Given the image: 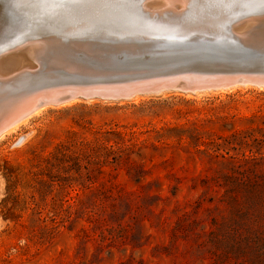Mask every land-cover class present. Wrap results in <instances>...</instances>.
<instances>
[{"label": "rangeland", "instance_id": "rangeland-1", "mask_svg": "<svg viewBox=\"0 0 264 264\" xmlns=\"http://www.w3.org/2000/svg\"><path fill=\"white\" fill-rule=\"evenodd\" d=\"M151 1L0 0V45L9 52L21 37L76 28L156 32L155 16L166 7L149 6L159 0ZM252 7L264 8V0H186L166 10L185 16L178 21L185 23ZM8 77L0 75V105L35 83L29 76ZM236 85L123 99L76 97L43 106L2 131L0 264H264V225L256 222L264 201L248 211L243 194L236 193L235 211L222 198V175L231 169L220 154L249 158V177L264 174V86ZM61 145L77 156L72 167L78 172L70 174L78 177L73 186L80 194L63 224L55 215L58 201L53 203L60 189L33 180L42 168L47 178L43 159ZM4 172L15 180L16 202L7 201L14 219L3 217ZM51 172L64 174L59 166ZM53 224L51 233L44 229Z\"/></svg>", "mask_w": 264, "mask_h": 264}, {"label": "water", "instance_id": "water-1", "mask_svg": "<svg viewBox=\"0 0 264 264\" xmlns=\"http://www.w3.org/2000/svg\"><path fill=\"white\" fill-rule=\"evenodd\" d=\"M168 15L184 23L178 21L185 16ZM180 25L168 27L169 35L141 27L54 31L26 37L8 53L24 52L33 82L59 89L60 99L264 85V8L230 18L218 30Z\"/></svg>", "mask_w": 264, "mask_h": 264}, {"label": "trees", "instance_id": "trees-1", "mask_svg": "<svg viewBox=\"0 0 264 264\" xmlns=\"http://www.w3.org/2000/svg\"><path fill=\"white\" fill-rule=\"evenodd\" d=\"M118 134V133H117ZM226 140V138H224ZM264 141V139H261ZM227 143H229V140H226ZM218 148V147H217ZM231 148H235L232 146ZM66 146L61 145V148L53 154H50L46 156L43 161L45 163L44 167L47 169V172L45 174L47 175V178L41 177V174L43 172V168L34 171L33 172V180L36 181L38 184L45 185V187L50 190L54 185L60 189L61 194L60 198L53 199V203L55 204L56 201H58V208H57V214L60 218L59 222L63 224L64 221H69L75 210V202L79 199V191L77 188L75 189L73 184L78 179L75 174H70V170L73 169L75 173H77L78 169L76 167H72V164L75 163V159H77V156H72L66 153ZM110 150L115 153V150ZM225 154H228V151H225ZM119 155H113L114 160L116 161L117 157ZM221 158L227 159V162H229L231 172L230 173H224L222 175L223 182L221 184L225 187L224 194H223V200H225V203L227 205H231L235 211H239L238 204L236 202V193L243 194L244 198L246 199V202L248 204V208L246 210H256L258 207L262 205V202L264 201V174H253L252 177H249L245 174L246 171H248V167L245 164V161L249 158L244 159H234L235 156L232 155H224L220 154ZM264 158L263 156L259 159ZM250 159L255 161V164L260 163V160H255L256 158L254 155H250ZM73 163H69V162ZM117 162V161H116ZM59 166L64 174H58V173H52L51 169L53 167ZM264 173V172H263ZM3 176L6 180V192H8L7 196H5L2 199L3 206H5L6 212L3 214L4 218H10L14 219L15 217L11 214L8 215L7 212H11V207L7 206V201L16 202L17 194H15V180L11 177V173L4 172ZM257 177H260V179H257ZM33 196V195H32ZM232 212H234V210ZM247 212V211H246ZM244 212V214L246 213ZM9 213V212H8ZM240 216V215H239ZM55 217L51 216L50 220H54ZM42 221H44V218H41ZM55 222V221H53ZM258 223V227H263L264 225V209L260 211V218L256 221ZM57 227V224H53L50 227L44 226V229H49L48 231L51 233L55 228ZM101 237H103L101 233Z\"/></svg>", "mask_w": 264, "mask_h": 264}, {"label": "bare ground", "instance_id": "bare-ground-1", "mask_svg": "<svg viewBox=\"0 0 264 264\" xmlns=\"http://www.w3.org/2000/svg\"><path fill=\"white\" fill-rule=\"evenodd\" d=\"M174 2H176L177 4H175ZM185 2H186V0H159V1L153 2V3L149 2V6H164L166 8L167 7L169 8L172 5H175V7L178 6L179 4L183 5ZM146 3H144V5H146ZM142 5L143 4H141V6ZM166 8H165V10H162L160 12V14H156V16H155V17H157L158 22H159V24H155L156 25V29H155L156 32H151L150 30H148V28H145L148 31V32H146L145 29L143 28L142 29L143 33L146 32V33H149L150 35H153V34L165 35L168 33L167 32L165 33L163 31H168V29H167L168 27H171L173 29L174 27L180 25L179 23L176 22L177 20H172V22H168V21L165 22V21L161 20L162 17H160V16L163 14L175 15L173 12L166 10ZM254 9H257V8L256 7L245 8V9L236 8L235 10L232 9V11H230V13L228 12L229 14H224L222 16L223 18L221 17L222 19H219V20H215V19L211 20L210 19V20H203V21H199V22H185V23L181 24L180 27L188 28V27L192 26L194 29L196 27H198V28H201V30H218V26H220L221 23L223 24L224 22H227L230 18L237 17L243 13H246V12L254 10ZM12 13H14V12H12ZM0 15L2 16L3 14H0ZM14 18H17V17H14ZM19 19H20V17H19ZM65 19H67V18L65 17ZM68 19H69V17H68ZM5 22L8 23L9 21H5ZM12 25H14V24H12ZM4 28L5 27H3V29ZM76 29H78V28H76ZM137 29L140 30L141 28H137ZM56 30H58V29H56ZM41 31L42 30H32L31 29L30 31H27V32L30 34H33V33H38ZM172 36H174V35H172ZM21 38L23 39V37H21ZM22 39H20V40L22 41ZM14 46H19V45H16V43H14ZM11 47L12 46L10 45V48ZM8 50L9 49H7V47H5V46L0 47V75H2V74L3 75H9V77H8L9 79H18V78H23V77H28V76L32 77L29 74H32L31 72L33 70H31L30 65H28L27 55L24 52H21V53L20 52H10V53H8ZM13 72H15V73L11 75V73H13ZM30 84H31V86H29L30 88H28L26 92L23 91V93L19 94L17 96V98L14 99V98L10 97L11 96L10 95V96H8V98L10 97V100H8V101L4 100L5 101L4 104L2 101V103L0 105V133L2 131L6 130L7 128L13 126L17 121L23 120V118H27L32 112L39 110V108H41L43 106H47L50 104H58V103H62L64 101H68L70 99L76 98V94H72L69 97H67V99H60V95L57 92L59 89L57 90V88H52V87L47 89V87H45V85H44L47 83L41 84L40 82H36V83H30ZM236 84H243L246 86L250 83H245V81L244 82H236L231 86L234 87ZM257 86H264V85L258 84ZM220 88H223V87L220 86ZM224 88H226V87H224ZM210 89H215V88L207 87L206 89H203V90L208 91ZM196 91H199V90H196ZM160 92H162V91H160ZM137 94H139V93H134L132 95V97L137 95Z\"/></svg>", "mask_w": 264, "mask_h": 264}]
</instances>
